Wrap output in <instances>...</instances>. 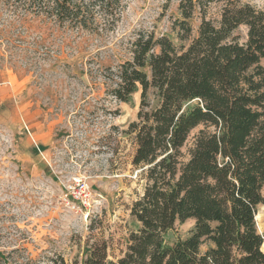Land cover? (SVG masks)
<instances>
[{
    "label": "rangeland",
    "instance_id": "rangeland-1",
    "mask_svg": "<svg viewBox=\"0 0 264 264\" xmlns=\"http://www.w3.org/2000/svg\"><path fill=\"white\" fill-rule=\"evenodd\" d=\"M182 1L123 0L109 23L94 5L95 22L83 30L38 17L21 24L0 1V258L6 264H84L98 246L108 260L123 257L137 227L131 208L145 187L128 134L141 99L138 92L118 102L106 80L130 58V43L141 33L180 44L174 24L182 20ZM228 2L264 9V0H217L206 19L217 24ZM202 20L194 13L191 38ZM238 34L245 40L247 31ZM256 222L264 236V206ZM194 226L177 224L168 242L187 238Z\"/></svg>",
    "mask_w": 264,
    "mask_h": 264
},
{
    "label": "trees",
    "instance_id": "trees-1",
    "mask_svg": "<svg viewBox=\"0 0 264 264\" xmlns=\"http://www.w3.org/2000/svg\"><path fill=\"white\" fill-rule=\"evenodd\" d=\"M0 1L21 24L38 17L79 30L95 22L94 5L108 23L123 9V0ZM215 2L182 1V20L174 24L180 44L141 33L130 43V58L109 68L114 99L128 103L140 92L128 134L145 187L131 208L137 227L123 257L108 260L98 246L84 264H264L256 222L264 206V9L228 2L215 24L206 19ZM197 11L203 20L191 38ZM190 220V235L169 243L176 225Z\"/></svg>",
    "mask_w": 264,
    "mask_h": 264
},
{
    "label": "built area",
    "instance_id": "built-area-1",
    "mask_svg": "<svg viewBox=\"0 0 264 264\" xmlns=\"http://www.w3.org/2000/svg\"><path fill=\"white\" fill-rule=\"evenodd\" d=\"M87 190H88L87 185L83 184V186H81L80 196L84 200V203L88 202L89 193L87 192Z\"/></svg>",
    "mask_w": 264,
    "mask_h": 264
}]
</instances>
